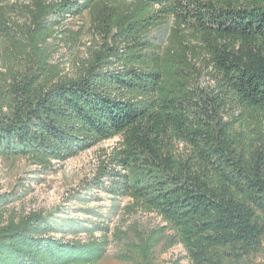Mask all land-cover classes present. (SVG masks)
<instances>
[{"label": "trees", "instance_id": "trees-1", "mask_svg": "<svg viewBox=\"0 0 264 264\" xmlns=\"http://www.w3.org/2000/svg\"><path fill=\"white\" fill-rule=\"evenodd\" d=\"M28 25L0 7V47L10 64L0 75V159L46 171L100 143L122 138L111 164L110 193L158 212L195 264H243L264 249V0H30ZM11 7V6H10ZM71 17L88 19L94 45L75 77L62 76L52 42ZM172 20L167 47L148 37ZM196 61L218 81L196 88ZM254 120L255 138L239 139L229 110ZM228 116V117H227ZM236 118L235 113L231 115ZM236 121V119L234 120ZM177 143L189 152L179 155ZM118 179H113V178ZM0 196V264H100L110 230L86 242L65 240L49 215L10 213ZM99 233V237L95 234ZM61 235L62 237H58ZM124 264H156L158 230L116 231Z\"/></svg>", "mask_w": 264, "mask_h": 264}, {"label": "rangeland", "instance_id": "rangeland-1", "mask_svg": "<svg viewBox=\"0 0 264 264\" xmlns=\"http://www.w3.org/2000/svg\"><path fill=\"white\" fill-rule=\"evenodd\" d=\"M61 2L63 0H51ZM131 2L133 0H123ZM173 3L175 0H167ZM218 5H247L250 0H213ZM30 0H0L1 8H9L11 19L19 25H28L25 11L20 5H29ZM11 6V7H10ZM64 22L65 35L78 33V42L73 46L69 37L52 42V60L50 64L59 69L62 76L75 77L80 60L86 57V49L93 46L94 36L89 29L86 17L76 18L68 16ZM174 28L172 20L165 25L151 31L148 40L154 48L163 50L167 47L169 36ZM5 50L0 47V75L7 71L10 63ZM198 91L213 94L216 91V75L205 63L196 61ZM236 115L232 119L231 115ZM228 119L234 123V130L244 144H249L255 136L254 120L244 110H229ZM175 151L185 156L189 152L182 143L174 145ZM124 149V141L118 137L100 143L79 156L64 163L53 164L46 171L32 166L26 160L0 159V196L10 197L8 206L10 213L25 216L42 212L59 221L65 227V240L86 242L89 239L90 228L107 226L111 232L110 245L107 256L100 264L122 263V248L113 240L112 235L120 230L129 233L133 227L151 231L158 230L161 237L155 254L156 264H195L190 253L183 244H176L177 236L172 226L154 210L137 206L130 210L134 202L128 197H117L110 193L111 180L105 176L106 171L111 174L126 175L122 168L111 164L116 151ZM119 178V177H118ZM113 178V179H118ZM99 233L95 234L99 237ZM58 237H62L59 235ZM243 264H264V249L247 259Z\"/></svg>", "mask_w": 264, "mask_h": 264}]
</instances>
